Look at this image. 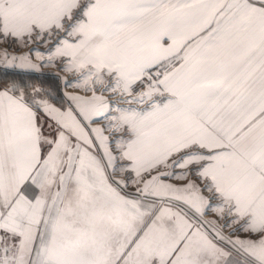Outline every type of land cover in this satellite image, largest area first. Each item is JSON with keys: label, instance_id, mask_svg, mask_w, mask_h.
<instances>
[{"label": "snow or ice", "instance_id": "6c2138e0", "mask_svg": "<svg viewBox=\"0 0 264 264\" xmlns=\"http://www.w3.org/2000/svg\"><path fill=\"white\" fill-rule=\"evenodd\" d=\"M0 264H264V0H0Z\"/></svg>", "mask_w": 264, "mask_h": 264}]
</instances>
